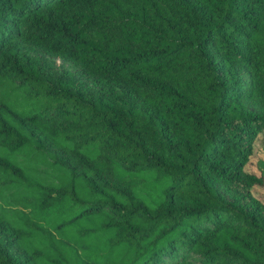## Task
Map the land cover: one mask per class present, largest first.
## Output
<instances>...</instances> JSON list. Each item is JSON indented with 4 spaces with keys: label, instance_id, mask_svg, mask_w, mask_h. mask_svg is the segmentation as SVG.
Instances as JSON below:
<instances>
[{
    "label": "trees",
    "instance_id": "1",
    "mask_svg": "<svg viewBox=\"0 0 264 264\" xmlns=\"http://www.w3.org/2000/svg\"><path fill=\"white\" fill-rule=\"evenodd\" d=\"M259 132L264 0H0V264H264Z\"/></svg>",
    "mask_w": 264,
    "mask_h": 264
},
{
    "label": "rangeland",
    "instance_id": "2",
    "mask_svg": "<svg viewBox=\"0 0 264 264\" xmlns=\"http://www.w3.org/2000/svg\"><path fill=\"white\" fill-rule=\"evenodd\" d=\"M24 48L28 52L37 55L39 58L51 59L53 65L57 68L70 70L80 69V66L69 58L53 55L40 49L29 48L26 46H24ZM241 71L244 82L246 85H248L250 81L249 73L243 68H241ZM245 102L249 108L259 111V108L256 105L252 104V102H250L249 100H246ZM245 168L248 171L255 173L256 175H261V173H264V135L260 132L257 134V137L254 140L253 150L250 155L249 161L245 165ZM219 187L226 195H228L223 184L219 183ZM252 191L255 196H257L264 203V181L261 185H254L252 187Z\"/></svg>",
    "mask_w": 264,
    "mask_h": 264
}]
</instances>
